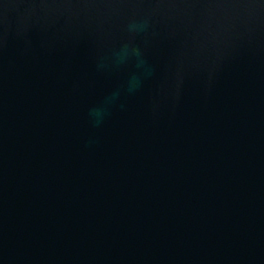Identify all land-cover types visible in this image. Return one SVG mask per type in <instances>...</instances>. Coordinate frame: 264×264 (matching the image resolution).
<instances>
[{
    "label": "water",
    "instance_id": "water-1",
    "mask_svg": "<svg viewBox=\"0 0 264 264\" xmlns=\"http://www.w3.org/2000/svg\"><path fill=\"white\" fill-rule=\"evenodd\" d=\"M0 264H264V0H0Z\"/></svg>",
    "mask_w": 264,
    "mask_h": 264
}]
</instances>
